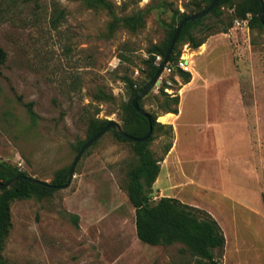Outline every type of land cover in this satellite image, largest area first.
<instances>
[{
  "label": "rangeland",
  "instance_id": "374dc122",
  "mask_svg": "<svg viewBox=\"0 0 264 264\" xmlns=\"http://www.w3.org/2000/svg\"><path fill=\"white\" fill-rule=\"evenodd\" d=\"M109 1L112 10L86 0H0V46L7 52L0 162L51 182L71 167L90 119L123 127L131 96L122 77L142 84L151 45L190 0ZM137 12L146 23L136 32L112 24L114 16ZM249 16L247 25L209 36L204 48L177 44L180 58L190 55L192 77L185 83L178 70L165 77L173 84L164 91L180 98L176 117L164 115L157 86L143 99L167 125L150 144L164 158L151 204L170 196L210 212L226 237L222 264H264V30L251 28ZM223 18L235 24L233 7L223 6ZM99 90L109 98H98ZM170 145L178 146L171 158ZM137 162L132 143L109 130L83 153L68 187L13 200L7 264H193L182 243L138 238L126 190Z\"/></svg>",
  "mask_w": 264,
  "mask_h": 264
},
{
  "label": "trees",
  "instance_id": "16d2710c",
  "mask_svg": "<svg viewBox=\"0 0 264 264\" xmlns=\"http://www.w3.org/2000/svg\"><path fill=\"white\" fill-rule=\"evenodd\" d=\"M90 4L112 10L113 6L109 0H86ZM214 0H190L185 11H178V20L172 21L166 26V34L159 43L152 44L149 53L150 57L145 59L146 68L144 70L145 80L141 85H135V80L124 75L122 80L130 93V100L125 105L128 112L123 129L138 138L144 137L149 130L148 119L140 114L133 105V98L141 91L154 77L159 68L156 57L164 58L174 33L180 21L197 12L206 9ZM233 6V13L236 19H247L251 28L264 30V24L259 19L261 9L260 0H221L212 11L197 20L188 21L182 28L176 44L170 54L169 62H175L180 58L181 51L177 44L188 43L192 49H198L214 33L227 32L234 25V18L225 22L223 18V6ZM56 11V10H55ZM62 17L60 12L56 13L52 22L56 26ZM209 19V21H206ZM235 19V20H236ZM146 17L142 12H137L127 16H114L112 24H122L132 32L144 27ZM7 52L0 46V67L6 61ZM161 63V62H160ZM185 83L191 80L189 71L178 70ZM164 95L163 109L165 113L172 112L178 114L179 95H169L166 93L165 85L159 88ZM149 93V92H148ZM147 93V94H148ZM146 94V95H147ZM144 95L140 98V106L143 107ZM109 98L106 93L99 90L98 98ZM32 115V103L29 104ZM145 110V109H144ZM146 111V110H145ZM148 112V111H146ZM153 122V131L145 141H132L111 129L113 134L120 140L129 141L138 155V162L128 171L126 190L130 202L135 208V224L138 238L147 244L169 246L174 243H182L184 249L190 251L194 256L193 264H222L221 257L224 252L226 237L217 219L207 210L198 206L187 204L176 197L163 196L154 204H151V194L153 186L161 172V161L163 157H158L150 148L151 142L155 138L157 127H166V124L157 121V116L148 112ZM109 119L92 118L88 121L87 138L74 145L77 151L90 139H92L108 123ZM168 132L171 131L172 127ZM95 141L92 145H94ZM90 145L87 150L92 146ZM171 145L167 149L169 151ZM86 150V151H87ZM70 167L59 169L55 177L50 182L53 185H63L67 182ZM29 176L26 171L20 170L17 166L0 162V181L6 182L14 177ZM55 188L39 185L28 179H21L13 183L10 187L0 188V264H7L3 258V249L6 238L11 228V202L15 199L33 198L42 199L52 195ZM77 221V219H76Z\"/></svg>",
  "mask_w": 264,
  "mask_h": 264
},
{
  "label": "water",
  "instance_id": "95a60500",
  "mask_svg": "<svg viewBox=\"0 0 264 264\" xmlns=\"http://www.w3.org/2000/svg\"><path fill=\"white\" fill-rule=\"evenodd\" d=\"M221 2V0H214L206 9H204L203 11L201 12H197V13H193L185 18H183L175 33H174V36L172 38V41H171V44L163 58V61L162 63L159 65V68L157 70V72L155 73L154 77L151 79V81L141 90L137 93V95L133 98V105H134V108L142 115H144L148 121H149V130L147 132V134L142 137V138H138V137H135L129 133H127L122 125L115 121V120H110V122L102 129L100 130L92 139H90L89 141H87L82 147L81 149L79 150L75 160L73 161L70 169H69V173H68V177H67V182L63 185H53L51 184L50 182H47V181H43V180H40V179H37L35 177H32V176H18V177H14L6 182H3V181H0V188L1 189H5V188H8L10 187L13 183H15L16 181L18 180H21V179H28L30 180L31 182L33 183H36V184H39V185H43V186H47V187H51V188H55V189H60V188H66L68 187L71 182H72V179H73V176H74V173H75V169H76V166L79 162V160L81 159L83 153L86 151V149L92 145L95 141H97L98 139H100L107 131L111 130V129H114L118 134H120L121 136L129 139V140H132V141H145L147 140L150 135L152 134V131H153V122H152V119L150 117V115L148 114V112H146L141 106H140V103H139V100L140 98H142L144 95H146L150 89L155 85L157 87L160 86V75L161 73L163 72V69L165 68L166 64L169 62V57H170V54L176 44V41L179 37V34L183 28V26L188 22V21H194V20H197L199 18H202L206 15H208L212 9L214 7H216L219 3ZM261 2V9H260V12H259V19L260 21L264 24V0H260ZM233 7V6H231Z\"/></svg>",
  "mask_w": 264,
  "mask_h": 264
},
{
  "label": "built area",
  "instance_id": "2783aa9c",
  "mask_svg": "<svg viewBox=\"0 0 264 264\" xmlns=\"http://www.w3.org/2000/svg\"><path fill=\"white\" fill-rule=\"evenodd\" d=\"M247 19H236L235 20V26L240 27V26H244L247 25L248 22ZM159 58H162L161 56H159ZM163 59L160 61L162 63ZM158 63L159 65L161 63ZM190 60H186V59H182L179 58L177 61L175 62H168L165 66V68L163 69V72L160 75V86L158 88H160L162 85H165V90L169 91L172 90V81H168L165 79V77L171 75V73L177 71V70H183V71H189L190 72Z\"/></svg>",
  "mask_w": 264,
  "mask_h": 264
},
{
  "label": "crops",
  "instance_id": "0c3cea01",
  "mask_svg": "<svg viewBox=\"0 0 264 264\" xmlns=\"http://www.w3.org/2000/svg\"><path fill=\"white\" fill-rule=\"evenodd\" d=\"M202 48H204V46L202 45ZM191 62V61H190ZM169 113H171L172 114V116L174 115V117H176L177 116V114H175V113H172V112H167V113H165L164 115H168ZM164 115H162V116H164ZM174 117H171V118H169L166 122H172L173 120H174ZM163 122V121H162ZM177 145H176V147H172L171 148V150H170V158L171 157H173L175 154H177L176 153V151H177Z\"/></svg>",
  "mask_w": 264,
  "mask_h": 264
},
{
  "label": "bare ground",
  "instance_id": "6f19581e",
  "mask_svg": "<svg viewBox=\"0 0 264 264\" xmlns=\"http://www.w3.org/2000/svg\"><path fill=\"white\" fill-rule=\"evenodd\" d=\"M185 53H186V52H185ZM191 53H192V52H191ZM184 59L189 60V59H190V55H189V54H188V55L185 54V55H184ZM168 115H169V116H172L171 113H169ZM163 120H164V119H163ZM212 204H213V203H212Z\"/></svg>",
  "mask_w": 264,
  "mask_h": 264
}]
</instances>
